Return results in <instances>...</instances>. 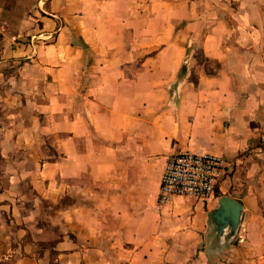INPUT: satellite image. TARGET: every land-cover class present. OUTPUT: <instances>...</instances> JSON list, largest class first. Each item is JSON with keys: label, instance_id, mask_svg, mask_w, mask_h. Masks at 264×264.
Listing matches in <instances>:
<instances>
[{"label": "crops", "instance_id": "obj_1", "mask_svg": "<svg viewBox=\"0 0 264 264\" xmlns=\"http://www.w3.org/2000/svg\"><path fill=\"white\" fill-rule=\"evenodd\" d=\"M20 1L0 0V16ZM59 2L40 19L52 42L0 27V260L264 264V76L251 73L264 66V0H107L134 37L92 59L83 87L87 61L61 26L69 13L76 26L82 0ZM183 150L225 159L219 195L243 206L233 236L209 217L215 194L158 206L165 161Z\"/></svg>", "mask_w": 264, "mask_h": 264}, {"label": "rangeland", "instance_id": "obj_2", "mask_svg": "<svg viewBox=\"0 0 264 264\" xmlns=\"http://www.w3.org/2000/svg\"><path fill=\"white\" fill-rule=\"evenodd\" d=\"M101 2V3H98ZM46 0H24L20 3H11L9 7L12 13L9 15H1L0 27L3 28V32L8 36H11L16 43L35 42L39 44H47L52 42L55 38L56 29L41 30L45 24L48 27V23L52 22L45 19L43 22L41 17H54L46 12H50V8ZM104 2V3H103ZM107 0H82L81 11L78 12L76 26L74 23V17L72 13H69L62 18L61 26L65 33L69 34L71 42L81 45L80 34L87 40L88 48L83 49V55L87 63L83 67L82 86L86 82L87 74L95 70V67L90 65L92 59L95 62L100 61V64H107V55H114L115 58L119 57L123 53V42L125 40H133V31H124L121 27L122 14L115 11L119 9L120 5L108 6ZM59 0H54L55 11L51 14H58ZM103 4V5H102ZM106 4V5H105ZM201 10L212 8L210 2L201 3ZM44 10L45 12H42ZM80 33V34H79ZM197 39L200 37V33L196 34ZM233 41V40H232ZM240 52V50H238ZM198 62L201 65L209 66V62H206L199 51L195 52ZM105 61V62H104ZM256 71H251L252 74L258 75L260 78L264 76V66L256 63ZM261 72V73H260ZM260 78H252L253 86L260 85ZM249 87V86H248ZM262 93L253 94L251 100L261 101ZM245 96V95H244ZM220 194L218 187L215 191V196ZM244 238V237H243ZM237 240L240 241V234L237 233ZM15 259L4 260L1 257L0 264H14Z\"/></svg>", "mask_w": 264, "mask_h": 264}, {"label": "built area", "instance_id": "obj_3", "mask_svg": "<svg viewBox=\"0 0 264 264\" xmlns=\"http://www.w3.org/2000/svg\"><path fill=\"white\" fill-rule=\"evenodd\" d=\"M225 175L226 161L221 155L199 154L190 150L176 152L165 161L159 179L157 204L164 206L175 197L213 196ZM243 239L240 235V241Z\"/></svg>", "mask_w": 264, "mask_h": 264}, {"label": "water", "instance_id": "obj_4", "mask_svg": "<svg viewBox=\"0 0 264 264\" xmlns=\"http://www.w3.org/2000/svg\"><path fill=\"white\" fill-rule=\"evenodd\" d=\"M243 206L240 201L227 195L217 198V207L209 213L212 223L216 226L218 235H222L225 229L233 236L239 227Z\"/></svg>", "mask_w": 264, "mask_h": 264}, {"label": "trees", "instance_id": "obj_5", "mask_svg": "<svg viewBox=\"0 0 264 264\" xmlns=\"http://www.w3.org/2000/svg\"><path fill=\"white\" fill-rule=\"evenodd\" d=\"M80 47L83 48V49H87L88 48V46L84 42H82ZM216 195H219V194H216Z\"/></svg>", "mask_w": 264, "mask_h": 264}]
</instances>
